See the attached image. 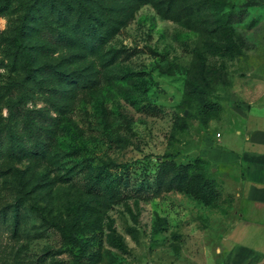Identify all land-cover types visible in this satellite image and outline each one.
Returning <instances> with one entry per match:
<instances>
[{"label":"rangeland","instance_id":"obj_1","mask_svg":"<svg viewBox=\"0 0 264 264\" xmlns=\"http://www.w3.org/2000/svg\"><path fill=\"white\" fill-rule=\"evenodd\" d=\"M263 94L264 0H0V264L261 260L228 237L229 196L149 185L203 157L226 190V122Z\"/></svg>","mask_w":264,"mask_h":264},{"label":"crops","instance_id":"obj_2","mask_svg":"<svg viewBox=\"0 0 264 264\" xmlns=\"http://www.w3.org/2000/svg\"><path fill=\"white\" fill-rule=\"evenodd\" d=\"M226 124L233 128L234 137L226 146H218L225 154L218 162L226 190L219 189L223 197L230 196L228 213L238 215L228 237L239 251L262 259L256 263L245 258L225 262L264 264V94L246 108L232 112ZM222 137L221 133L217 138Z\"/></svg>","mask_w":264,"mask_h":264},{"label":"trees","instance_id":"obj_3","mask_svg":"<svg viewBox=\"0 0 264 264\" xmlns=\"http://www.w3.org/2000/svg\"><path fill=\"white\" fill-rule=\"evenodd\" d=\"M50 3L53 0H46ZM125 7H119V10H124ZM242 13L236 14L235 12L228 11L227 21L229 25L233 22H238L241 20ZM240 15V16H238ZM48 40L55 42L57 39L49 33L47 30L44 32ZM78 40V39H77ZM75 42V39L67 38L65 43L71 45ZM94 43L98 47L101 45V39L97 38H87L85 43ZM24 55L28 63H31L32 55L28 50L23 49ZM47 73H50L46 69ZM20 109L16 106L15 113L17 116H21ZM32 117L38 121L42 126L40 127V132L52 131L53 118L48 115L41 113L39 111L32 113ZM49 128V129H48ZM46 134V133H45ZM51 138L50 134H46V139ZM49 142H45L44 146L48 148ZM44 149V148H43ZM197 161L202 162V164L197 163ZM206 167H209L208 161L203 157H197L194 161L187 162H177L173 158H165L161 161V164L158 168L156 177L152 184L149 185L152 189L150 195L151 199L160 198L166 192H179L183 193L186 196L191 197L192 199L203 203L208 206H215L216 202L223 198V194L219 189L218 182L214 177L208 176L206 174ZM230 198V196H229ZM15 212L18 214V205L14 206ZM3 211H0V214Z\"/></svg>","mask_w":264,"mask_h":264},{"label":"built area","instance_id":"obj_4","mask_svg":"<svg viewBox=\"0 0 264 264\" xmlns=\"http://www.w3.org/2000/svg\"><path fill=\"white\" fill-rule=\"evenodd\" d=\"M220 135V134H219Z\"/></svg>","mask_w":264,"mask_h":264}]
</instances>
